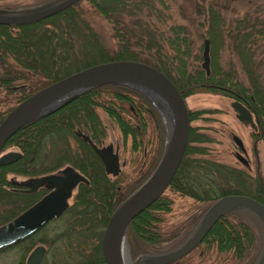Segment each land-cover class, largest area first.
<instances>
[{"label": "trees", "instance_id": "obj_1", "mask_svg": "<svg viewBox=\"0 0 264 264\" xmlns=\"http://www.w3.org/2000/svg\"><path fill=\"white\" fill-rule=\"evenodd\" d=\"M79 1L38 21L19 25L18 31L15 33H11L6 26L0 25V57L4 70L0 75V86L15 79L26 81L29 77L26 73L29 72L35 73L50 82L91 64L117 59L136 60L151 65L166 75L183 98L190 93L203 90H217L218 92L231 93V97L234 98L242 97L254 108L258 115L260 138L264 139V86L261 85L255 62L252 59L256 44L254 38L256 34L264 38V24L249 25L247 30L244 25H241L243 23L241 20L237 21L235 27L227 33L231 41L230 47L241 63V69L247 79L248 83L245 85L236 77L233 70H225L216 65L217 50L223 42L224 24L217 0H199L193 3L194 13L205 15L206 34L210 41L212 58L210 59L208 75H205L204 71L199 68L190 71L186 69V58L190 55V50L186 28L183 25L170 27L169 30L173 36L171 38L167 37L165 43L161 35L160 39L159 36L156 37L154 31L142 29L140 26L139 31H136L134 27L124 21L123 18L130 14L124 12L128 10L131 2L138 0H83L89 4L93 12L100 14L112 23V35L117 40V47L110 50L101 44L99 36L93 30L89 21L85 19L83 8L78 5ZM76 40L79 42L82 52H84L82 54L83 58H78L81 55L80 48H75ZM161 40L164 45L167 44L169 53L165 51ZM76 52L79 54L77 55ZM8 55L11 56L13 65L6 61ZM14 63L20 66L19 75H13L17 73L13 69L15 68ZM55 63L58 67L53 69ZM6 73L13 74L11 77L6 78ZM48 82H45L44 85ZM39 88L37 87L35 90ZM133 95L138 96L142 101L141 104L144 102L145 106L149 108V118L152 120L153 128L157 133L155 147L153 151L151 150L153 153L148 158L147 172L139 182L132 184L131 190L136 188L151 173L157 163L162 148L163 130L154 108L140 92L121 84H104L78 95L75 99L47 115L27 122L7 139L5 145H17L23 155L17 162L0 166V199L14 194L6 192L8 194L6 195L4 192L3 185H6V173L19 171L27 174V171H23L25 166L22 165V162H27L32 156L37 158L38 152L42 149V140L49 134L58 133L60 128L63 127L71 130L75 126L80 129L84 127L85 133L93 140L101 134L100 122L92 110L93 105L99 106V102L96 100L97 97L103 98L105 108L108 109L111 115L116 113V124L121 128L122 133L126 135L129 132L128 127L121 120L120 113L114 109L113 101L106 100V98L128 99ZM197 114L198 112L195 110H188L189 122L195 119ZM193 129L189 126L183 155L167 189L172 192L185 191L194 195L196 192L192 191L189 186L192 184L201 186L207 184L210 186L211 183H208V179L213 178L214 181L218 177L224 179L225 185H228L230 180H235L234 182L239 185H253V188L251 191L238 187L233 189L228 187L227 189L219 188L216 191L211 189L212 196L205 198L204 201H212L225 194H244L256 199L264 206V181L262 179L260 182L256 176L252 179L242 171L233 170L207 159L192 156L194 153L201 154L202 152L200 148H194L191 142L202 140L203 137L202 135L199 137L194 136ZM77 140L83 146L82 152L77 154V160L80 159L83 166L80 163L76 165L77 162L71 164V166L77 168L86 176L90 186L96 183L105 184L106 180L100 172L101 167L95 154L85 142L79 138ZM45 151L46 149L43 150L44 153ZM59 152L60 150L58 155ZM83 167L90 171L87 170L86 172ZM232 177L233 179H231ZM170 204L171 199L167 195L161 194L131 220L130 238L135 247L141 246L143 242H153L158 239V233L152 228V224L157 220L155 218L157 213L154 211L157 210L161 215L170 210ZM227 216H229V213L219 217L214 222L203 237L202 242L206 243L207 248L208 246H214L221 252L233 250L234 256L238 258L243 255L244 245L247 246L252 242V234L246 223L242 221L232 222L227 219ZM232 233L246 235L247 238L243 240L244 245L241 238L232 236Z\"/></svg>", "mask_w": 264, "mask_h": 264}, {"label": "rangeland", "instance_id": "obj_2", "mask_svg": "<svg viewBox=\"0 0 264 264\" xmlns=\"http://www.w3.org/2000/svg\"><path fill=\"white\" fill-rule=\"evenodd\" d=\"M59 1L61 0H0V8H3L5 11L12 10V12L24 14L48 7ZM198 1L199 0H138L136 2H131L128 10L124 12L125 14H130H128V16H125L123 19L128 25L134 27L136 31H139L140 26V28L142 29L154 31L156 37L159 36V39L161 35L164 41L167 37L171 38L173 36L171 31L169 30L170 27L183 25L186 28V36L189 40L190 50V55L186 58L185 67L188 71L194 68L201 69L200 64L202 62V42L204 39H208V36L206 34V23L204 21L205 15H198L193 11V3H196ZM217 2L224 19V24L222 32L223 42L217 50L216 65L225 70H233L236 77L243 84L247 85L248 82L241 69V63L230 47L231 41L227 36V33H229L235 27L237 21L241 20L243 21L241 25H244L245 29L247 30L249 25L264 24V0H217ZM78 5L83 8V15L85 19L89 21V24L99 36L101 44L107 49H116L117 40L112 35V23L103 18L100 14L93 12L92 8L85 1L80 0L78 2ZM19 25L13 27V29L10 30L11 33L17 32ZM254 39L256 41V44L252 59L255 62V68L261 80V85L264 86V38H262L261 35L256 34ZM161 43L165 51L169 53L167 44L164 45L162 40ZM75 48H80L79 42H77V40L75 42ZM79 52L82 57L78 56V58H83L82 54L84 52H82L81 48ZM76 54L78 55L79 53L76 52ZM210 59L212 58L209 41V69ZM6 61H8L10 65H13V61L11 59L6 58ZM2 66L3 65L1 64L0 60V75H2L3 71ZM14 67L15 68L13 69L17 71V73H14V75H19L20 66L14 63ZM56 67L58 66L55 63L53 69H55ZM81 69L83 68H80L79 70ZM12 74L13 73H11V75ZM26 74L29 75L26 81L15 79L11 82L9 81L3 86H0V115L1 113H4V115L7 114V108L13 106L18 101H21L31 93L35 92V88L45 87L48 84L69 75L67 74L63 77L56 78L54 81L50 79L52 81L48 82L49 80L42 79L35 73L32 74L31 72H29ZM45 82L48 83L44 85ZM134 90L140 92L141 95H143L144 99L148 101V103L154 108L161 126L162 119L160 118L158 110L152 104L150 97L142 93L141 91H138L137 89ZM132 97H135L138 100H135V102H129ZM226 97L230 98L231 93L218 92L217 90L196 91L186 95L184 98L182 97L184 99L186 107L189 110H195L198 112L196 118L189 122V126L194 128V136H203L202 140L191 142V145L194 148H200L202 152L201 154L194 153L192 156L196 158L207 159L213 163L224 165L233 170L242 171L253 179L255 177V175L253 174V162L251 164V170L247 171L244 166L237 161L234 153L238 152V150L231 139L232 134L238 137L243 143L246 151H248L249 153L251 149L252 134L250 133V129L248 127L242 126L241 123L236 120V118L234 117L235 111L231 108V106H229L230 100H227ZM129 98V100L126 98H106V100L113 101V107L118 113H120V117L122 116L121 118L131 121L132 123L130 124L132 125L133 120L137 119V117L133 118L135 115L134 113H136L137 115H142L141 122L144 123H142L143 125L141 126L140 122H138V125H140H137V129L130 128L125 124L128 127V129H125L129 131L126 135L122 133V131L120 130L121 128H119L116 124V113L113 112L114 115H111L108 109L105 108L102 97L96 98L97 102H99V106L93 105L92 110L100 122L101 134H99L96 139H98L101 145H106L108 143H111L112 145L118 144L119 160L125 162V165L122 167L121 177H124L126 182H129V188H131V186H133L132 184L135 183V178H138V173L142 170L141 164L145 160L143 159L142 155L144 146L146 148L145 150L147 151V159L145 160V162H148L149 156L153 153L151 152V150L153 151V148L156 144L155 139L157 133L153 128L152 120L149 118L150 112L149 108L145 106L146 104L144 102L143 104H140L141 99L138 96L133 95ZM137 103L138 105H140L139 107ZM3 109H5V111ZM76 128L78 127L75 126L73 127V129L68 130L63 127L60 128L58 133H51L49 134V136L45 137L41 143L42 149L40 151L38 150L39 155L37 156V158H35V161H32V164L28 163L27 169L26 166L23 169V171H27V174L20 172L23 175L17 176V178H26V175L28 174H43L46 171L48 172L51 170H55L59 167H63L64 165H71L76 162V165L78 163L82 164V161L80 159L79 161L77 160V154H80V152H82L83 146L80 145L79 141L77 140L78 137L73 132V130ZM81 128L82 129H78L85 133L84 127ZM131 129H133V131H131ZM130 133L132 136L131 139ZM163 136L165 138V135ZM131 141L134 145H138L136 146V149L129 153ZM163 144L164 143L162 139L161 147L163 146ZM19 149L20 148L15 144H4L3 148L0 150V154L14 152L15 150ZM44 149H46L45 153L43 152ZM162 149L163 147L160 150V155ZM257 149L260 162V177L264 181V142H260L259 144H257ZM59 150L60 152L58 155ZM160 155L158 157L157 163L159 161ZM157 163L155 164V166L157 165ZM28 168H31V170L33 169L35 173L33 171L30 172V169L28 170ZM83 169L86 172L88 170L86 169V167H83ZM11 173H13V171L7 172L6 177H8V175ZM231 179H233V177ZM252 179L250 180L252 181ZM234 181L235 180H230V182H228L229 184L225 185V181L223 178L220 179L217 177V179L214 181L213 178L208 179V183H211V185L209 186L210 191L207 190L209 192L208 197L212 196L211 189H215L216 191L219 188L227 189L228 187L230 189H233L238 187L251 191V189L253 188V185H239ZM8 186L9 185L4 186L5 193L11 192L10 190H8ZM199 190L201 189H198V191ZM14 194L9 196L6 193V195L8 196H4L2 199H0V225L11 220L12 217H14L18 212L24 209L25 206L31 203H29V197L20 199L18 195ZM163 194L167 195L171 199L170 210L162 213L161 215L157 210L154 211L155 213H157L156 217H158V219L161 217L162 221L159 225L161 231L160 233L163 232V235L158 236V239L154 240L153 242H143L139 247L133 246V249H131L130 251L132 258H135L139 253L144 254V252H146V250L148 249L151 251L154 247L155 249H159L158 252H160L161 250L163 251V253L175 249L192 233L202 213L211 202V200L194 202L187 197L179 196L177 193L172 192L167 188ZM39 195L40 194L38 193V195L35 196L34 199H37ZM219 197L220 196H218L217 198ZM71 202L72 199L68 200V203ZM227 219L232 222L242 221L246 223L251 231L252 242L247 246L244 245L245 242L243 241L247 238L246 235H243L242 233L231 234L232 236H238L241 238L242 243L245 247L243 255L236 258L234 256L233 250L221 252L218 251L214 246H208L207 248L206 243L201 242L192 252H190L186 256L184 255L180 257L178 263L254 264L259 257L262 246L263 234L261 224L252 212L245 209H239L232 213H229ZM157 221L158 220H156V223ZM64 224L65 223H62L61 221L50 222L43 228H41L38 232H36L33 238L27 240V242L0 249V264H24L26 256L30 252V250L34 246H38L40 244L47 247V252L42 264H79L84 262L86 258L85 256H89L87 250L91 248V245L95 243V239H90V236L88 235L87 237V234L84 233H81L79 235L75 232L72 233V231H68L69 233H67V230L66 234L62 232L64 226H66ZM153 230L157 232L159 231L156 227H154ZM60 232H62L63 234ZM126 242L129 243L130 240L126 239ZM87 245H90V247L88 248ZM23 247H26V249H23Z\"/></svg>", "mask_w": 264, "mask_h": 264}, {"label": "water", "instance_id": "obj_3", "mask_svg": "<svg viewBox=\"0 0 264 264\" xmlns=\"http://www.w3.org/2000/svg\"><path fill=\"white\" fill-rule=\"evenodd\" d=\"M78 0H61L48 7L18 15H0V24H26L50 16ZM201 69L209 74V40L202 42ZM104 84L130 86L148 95L158 110L165 128L163 149L159 161L149 176L112 212L101 237V251L106 264H121L120 244L124 241L126 224L153 203L171 181L183 155L189 127L188 112L184 99L166 75L151 65L135 60H111L94 64L73 72L42 87L18 102L0 121V150L6 140L21 126L62 107L78 95ZM231 108L240 122L252 128L248 110L239 102L232 101ZM80 134V133H79ZM82 139L90 140L80 134ZM240 152L244 151L241 140L232 136ZM91 144V143H90ZM91 147L99 151L94 145ZM16 152L0 155V164L13 160ZM236 158L245 161L242 153ZM242 162V163H243ZM60 174H46L23 181L31 189L41 185L53 188L36 203L16 217L0 225V249L10 246L32 234L48 220L59 216L67 206V198L73 186L84 178L67 166ZM245 209L252 212L262 227V246L254 264H264V206L254 198L242 194H228L212 201L203 212L192 233L172 251L149 255L151 264H168L192 250L208 232L214 222L232 211ZM44 247H34L24 264H40Z\"/></svg>", "mask_w": 264, "mask_h": 264}, {"label": "flooded vegetation", "instance_id": "obj_4", "mask_svg": "<svg viewBox=\"0 0 264 264\" xmlns=\"http://www.w3.org/2000/svg\"><path fill=\"white\" fill-rule=\"evenodd\" d=\"M18 14H20V13L12 12V10L11 11H5L3 8H0V15H18ZM0 25L6 26V28L9 31L12 30L13 27L17 26V25H13V24H0ZM8 58L11 59V56L8 55L7 59ZM0 60H1V57H0ZM6 75H7L6 78L11 77V75L8 73H6ZM14 77H12V78H14ZM11 81H13V80H11ZM129 99L130 98H128V100ZM226 99L230 100L229 106H230L232 101H237V102L241 103L248 110V112L250 114L251 121L254 124V128H252L250 126V124L247 122H244V123L240 122L236 118V115L234 112V117L236 118V120L239 123H241L242 126L248 127L250 129V133L252 134L251 149H250L249 153L244 148L243 143H242V146L244 148V151L240 152V150L237 148L235 142L232 139L233 134L231 135V139H232V142L234 143L235 147L237 148L238 152L240 154L242 153L243 158L245 160L243 162V161H240L236 158L237 161L240 164H242L247 171L251 170V164L253 162V164H254L253 174L256 177H258L259 181L261 182L260 162H259V158H258L257 144H259L260 142H264V139L260 138V130H259L260 129V120H259V117L256 114L254 108L250 104H248L242 97H240V98L226 97ZM135 100H138V99L135 97L134 98L132 97V99H130L129 102H131V101L135 102ZM18 102H20V101H18ZM141 103H142V101H141ZM16 104L7 108V112H9ZM137 105H138V103H137ZM139 106L140 105H138V107ZM3 110L5 111V109H3ZM188 110L189 109L187 108V112H188ZM134 114L135 115L133 118L137 117V119L133 120V125L130 124V123H132L131 121L125 120L124 118H121V120L124 122V124H126L130 128L137 129L138 126L140 124L142 126L143 125L142 123H144V122H141L142 115H137L136 113H134ZM5 115H4V113H1L0 121ZM160 118H161V116H160ZM138 122H140L139 125H138ZM161 126H162V130H163V135H165L164 128H163L164 127L163 121L161 122ZM131 131H133V129H131ZM73 132L79 139H81L83 142H85L86 145L95 154V156L99 162V165L101 167L100 172L104 175L106 183L105 184L96 183V184H93L92 186H90L86 176L83 173H81L77 168H74L71 165H64L63 167H59L55 170H51L48 172L46 171L45 173L39 174V175L28 174V175H26V178H22V179L17 178V176L23 175L19 171L9 174L8 177H5L6 185H9L8 190H10L13 193H16V195H18V197H20V199L25 198V197H29V203L31 202L30 204L25 206L24 209H22L20 212H18L14 217L19 215L25 209L32 206L34 203H36L42 196L47 194L49 191L53 190L52 187L46 188L43 185H41L37 188L31 189L30 186L22 184L23 181H26L30 178H35V177H39L42 175H46V174H60L61 175L60 170L63 169L64 167H67V166L73 168L74 171L76 173H78L79 175H81L85 180V181L79 180L73 186V188L70 191V195L67 198V206L59 216L48 220L42 226H40L37 230H35L32 234L26 236L25 238L19 240L18 242L14 243L12 245H18V244H22L24 242H27V240H30L31 238H33V236L36 232H38L41 228H43L46 224H48L50 222L61 221L62 223H65L64 225H66V226H64V229L62 230V232L66 233V230H67V233H69L68 231H72V233L75 232L78 235L81 233H84V234H87L86 235L87 237L89 235L90 239H92V238L95 239V243L93 245H91V248H89L90 245H87V247L89 248L87 250L89 256H85L86 257L85 261L82 263H79V264H106L104 259H103L102 251H101V237H102L105 225L108 221V218L110 217L112 212L117 208V206L119 204H121L125 200V198H127L129 196V194L132 193L148 176L138 186H136V188L131 190V188H129V182L128 181L126 182L125 178L121 177L122 176L121 175L122 174V167L125 165V162H122L119 160L118 144L112 145L111 143H108L106 145H101V143L98 141V139H95V140L91 139L90 136H88V134H85L83 131H81L78 128L74 129ZM79 133L86 135L88 137V139L90 140V143L92 145H94L98 150L99 149L100 150L96 151L95 149H93L91 147V144L88 141L83 140ZM163 135H162V139H163V143H164V136ZM131 138H132V136L130 134V139ZM137 145L138 144L134 145L133 142L131 141V145L129 147V153L131 151H133L134 149H136ZM145 149L146 148L144 146L142 155H143V159L146 160L147 159V151ZM14 152L18 153V156L15 157L13 160H7L6 162L1 163L0 166H6V165L11 164L13 162H17L19 159L22 158L23 153L21 152L20 149L15 150ZM236 153L237 152L234 153V156ZM0 155H3V154H0ZM35 158H36L35 156L30 157L28 159V162L26 163V161H24V162H22V165L26 166V165H28V163L32 164V161H35ZM145 160L141 164L142 170L144 167L145 168L143 171L141 170L138 173V178L137 177L135 178V182H139L140 179L147 172V161L145 162ZM28 170L30 172L31 171L34 172V170L33 169L31 170V168H28ZM5 176H7V174ZM4 186L5 185H3V188H5ZM179 187H182V186H179ZM189 188H191V190L196 192V193L194 195H192V194L186 193L185 191H180V190L176 191L175 193H177L179 196L187 197L188 199H191L194 202H203L204 199L208 197V193H209L208 191H210L209 186L207 184H205L203 186L192 184L191 186H189ZM198 189H201V190L198 191ZM260 189H261V184H260ZM164 191H163V193H164ZM38 193L40 195L38 196L37 199L36 198L34 199V197L37 196ZM242 195H244V194H242ZM70 199H72V202L68 203V200H70ZM232 212H234V211H232ZM232 212H230V213H232ZM14 217H12V218H14ZM155 218L158 221L159 220L160 221L159 222L157 221V223L155 222L156 224L155 223L152 224V228L154 229V227H156L159 230L158 231L159 233L156 231L158 233L157 234L158 236L163 235V232L160 233L161 231H160V225H159L160 222L162 221L161 217L159 219H158V217H155ZM131 220L125 226V229L123 232L124 241L119 246V248H120L119 250H120V253L122 256V258H121L122 263L121 264H151L146 258L149 255L163 253V251L160 250V252H158L159 249H155V247H154L151 251L148 249V250H146V252H144V254L139 253L136 255L135 258H132L130 251H131V249H133L134 245H133V241L130 238ZM62 232H60V233H62ZM126 239L130 240V242L127 243ZM201 242H202V240L192 250H190L187 254L192 252ZM160 243H161V241H160ZM40 245L44 247V254H43V257H42L41 262H40V264H42L43 259L46 255V252H47V247H45L42 244H40ZM28 246H29V244H28ZM36 246H34V247H36ZM3 248H5V247H3ZM23 249H26V247L25 248L23 247ZM187 254H185V256ZM91 255H93V256H91ZM179 260L180 259L175 260V261L168 263V264H181V263H178Z\"/></svg>", "mask_w": 264, "mask_h": 264}]
</instances>
